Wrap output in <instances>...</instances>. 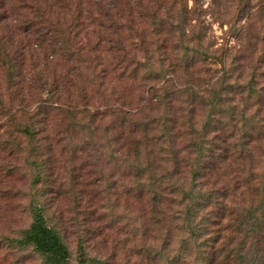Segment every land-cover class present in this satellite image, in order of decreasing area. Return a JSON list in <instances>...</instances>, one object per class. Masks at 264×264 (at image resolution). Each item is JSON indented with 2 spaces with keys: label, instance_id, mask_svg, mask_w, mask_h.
Returning a JSON list of instances; mask_svg holds the SVG:
<instances>
[{
  "label": "trees",
  "instance_id": "16d2710c",
  "mask_svg": "<svg viewBox=\"0 0 264 264\" xmlns=\"http://www.w3.org/2000/svg\"><path fill=\"white\" fill-rule=\"evenodd\" d=\"M22 1L20 8L36 11L50 24L55 22L47 17L57 22L63 9L72 11L71 23L59 29L63 45L52 47L50 41L46 48L64 50L78 65L55 81L64 95L82 91L89 121L83 128L90 131L100 110L87 104L96 96L105 100V138L118 142L124 201L142 203L157 227L167 223L168 237L182 231L187 264H264V84L257 81L256 68L244 76V65L227 63L228 47L218 54L203 46L173 54L157 47H121L117 27L122 25L101 5L104 0L92 1L97 13L108 17L100 32L116 26L111 46L70 47L86 0L74 5L70 0ZM137 10L153 26L167 25V35L177 30L167 21L170 8L159 15L158 9L139 3ZM182 14L180 9L173 15L177 24ZM174 56L178 61L168 62ZM209 62H216L217 70ZM20 132L29 140L35 136L28 126ZM32 160L38 182L39 165ZM29 207L31 222L17 245L32 246L49 264H88L83 235H78L79 253L72 261L60 232L47 222L44 204L32 195Z\"/></svg>",
  "mask_w": 264,
  "mask_h": 264
},
{
  "label": "rangeland",
  "instance_id": "374dc122",
  "mask_svg": "<svg viewBox=\"0 0 264 264\" xmlns=\"http://www.w3.org/2000/svg\"><path fill=\"white\" fill-rule=\"evenodd\" d=\"M2 1L0 264H49L32 246L16 243L31 222L32 195L44 204L47 222L60 232L72 261L79 253L80 233L88 249V264H187L182 231L178 229L168 237L167 223L157 227L149 220L142 203L124 201L118 142L105 138L107 120L105 113L102 115L105 100L96 96L97 101L87 104L100 110L90 131L83 128L89 121L82 111L86 107L82 91L71 95L59 93L62 85H57L55 80L78 65V61L75 56L67 58L62 49L52 53L46 47H50V41L52 47L63 45L59 29L71 23L72 11L63 9L57 22L49 15L47 18L55 22L50 24L45 18L40 20L35 16L36 11L20 8L22 0ZM75 1L70 0L69 5ZM100 3L111 9L122 25L117 27L121 47H157L172 54L187 48H192L194 53L201 46L218 54L220 48L228 47L227 63L244 65V76L256 68V79L264 84V0H104ZM139 3L158 9L159 15L170 8L167 21L177 30L167 35V25L153 26L145 17L140 18ZM81 7L70 47H110V32L116 26L100 32L108 17L102 18L97 13L92 0L84 1ZM180 9L182 21L177 24L173 15ZM141 35L144 43L140 42ZM99 36L101 41L97 44ZM246 52L247 56L241 58V53ZM169 61L178 60L174 56ZM208 66L218 68L216 62H209ZM9 68L13 70L12 83ZM41 104L44 108L39 107ZM24 126L35 130L33 139L20 132ZM32 159L39 165L38 182H34L38 169ZM167 211L164 207L163 215Z\"/></svg>",
  "mask_w": 264,
  "mask_h": 264
}]
</instances>
